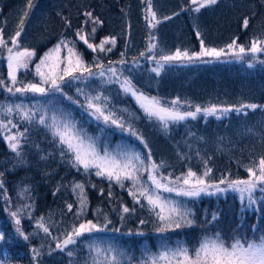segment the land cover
<instances>
[{
  "label": "trees",
  "instance_id": "1",
  "mask_svg": "<svg viewBox=\"0 0 264 264\" xmlns=\"http://www.w3.org/2000/svg\"><path fill=\"white\" fill-rule=\"evenodd\" d=\"M147 3L148 0H32L33 7L25 21L20 43L35 50L36 55L30 70L21 73L20 78L35 81L36 78L30 75L35 64L61 40H66L75 43L76 50L82 54L86 64L93 66V71H97V61L105 68L118 65L133 68L137 72L132 81L136 88L161 98L165 103L179 97L181 101H189L193 110L195 105L230 106L241 102L264 106V64L256 63L250 69L247 67L250 59L240 62L223 58L208 64L177 62L165 64L163 68L168 66L169 69L157 77L146 63L152 56L147 51L151 43L150 34L159 30L160 38H164L168 26L171 27L172 44L180 43L190 53L200 51V39L207 47L215 48L226 47L233 39L245 47L253 38L264 39V0H218L199 13L190 11V0H152L153 10L161 21L155 28L148 27ZM26 4L27 0H0V28H3L6 39L16 31ZM182 8L188 10L181 11ZM85 13H91L101 22L95 25L94 39L89 36V42L98 45L105 37H114L116 44L111 52H93L79 40L76 35L78 30L83 29L81 34H89L93 27ZM164 17L171 19L165 20ZM245 18L249 20L246 29L243 26ZM197 31L201 33L199 38ZM142 52L145 56L140 55ZM66 54V49L62 50L61 56ZM160 55L155 56L158 59ZM5 56L6 53H0V79L7 81ZM257 59L264 60V53L259 54ZM121 60L126 63H118ZM109 61L113 63L109 64ZM153 62L156 63L155 60ZM65 92L70 96L75 93L69 87L65 88ZM57 97L59 106L71 112L78 126L86 129L89 136L97 138L101 154L105 145L112 153L139 152L143 157H147L150 150L152 160L165 165L160 169L161 173H171L173 178L189 169L202 174L206 162V166L212 169L208 177L210 181L218 182L222 176L247 179L246 167L252 166L253 162L258 163L259 158L264 156V107L255 111L245 110L247 115L231 112L222 119L200 114L195 120H186L182 126L169 123L165 129L155 119L150 121L145 117L130 97L123 96L122 105L130 106L128 111L136 117L138 132L148 143L149 147L145 148L135 136L126 137V131L105 126L90 117L79 104H72L59 94ZM47 99L31 93L13 97L0 88V103L22 102L31 106L37 101L46 103ZM76 99L82 103L84 97ZM110 100L111 106L119 108L117 98ZM9 118L18 125L19 131L29 128V143L24 147L27 163L13 169L14 154L4 140L5 133L0 132V172L4 173L0 178L4 183V189H0V232L5 236V240L0 242V261H6V264H90L91 257L95 255L89 252L90 244L101 249L116 246L131 257V264H138L144 258L145 248L157 253L162 241H166L169 247L182 244L194 249L206 235L220 233V237L231 244L233 238L247 241L258 239L264 233V193L260 198L255 197L257 203L250 208L235 196L209 203L206 212L201 206L208 201L190 202L188 208L194 213L195 220L192 227L157 233L158 222L148 211L146 201H141L145 205L141 207L129 195L130 181H125V187L121 188L114 182L110 185L107 179L97 177L94 171L91 175L85 174L83 169L77 171L62 162L58 147L45 129L35 124L28 125L15 113L11 117L0 116L5 121ZM16 131L12 129V132ZM41 156L48 158L41 160ZM74 183L85 185L88 201L85 214L80 217L76 216L78 197L72 191ZM25 187L29 190L27 194L22 191ZM101 189L103 195L100 194ZM5 191L7 201L3 195ZM109 191L112 192L111 197ZM25 204L32 205L20 216L21 227L29 236L27 241L16 233L14 222L6 210L11 208L14 211ZM68 204L73 205L71 212L68 211ZM124 206L135 211L123 214ZM29 213L31 219L28 218ZM213 213L217 216L216 220H212ZM121 215H124L123 220ZM105 216L111 223L104 232L85 234L75 245H69L74 252L72 257L67 255L68 249L49 254L50 247L55 249L53 237L62 239L63 233L85 220L103 225ZM40 217L47 222L52 236H45L36 228ZM141 219L148 222L141 225ZM137 231H143L144 235H136ZM32 248L41 252L36 260H33Z\"/></svg>",
  "mask_w": 264,
  "mask_h": 264
},
{
  "label": "snow or ice",
  "instance_id": "2",
  "mask_svg": "<svg viewBox=\"0 0 264 264\" xmlns=\"http://www.w3.org/2000/svg\"><path fill=\"white\" fill-rule=\"evenodd\" d=\"M218 0H190V11L199 13L202 8L215 5ZM32 0H27L26 9L23 11L17 26L16 31L7 39L4 36L3 28H0V53H6L4 57L7 61V81L0 79V88H3L11 96L17 94L26 96L31 93L41 97H49L46 103L37 101L35 104L28 106L24 103H0V116L11 117L15 113L19 118L28 125H37L45 129L52 136V142L58 147L59 155L62 162H66L77 171L83 169L85 174H94L97 177H102L110 182L118 184L121 188L125 187V181H130L131 186L128 187V193L133 198L136 204L145 207L141 201H146L148 211L154 215L158 222L155 231L157 233H165L174 231L183 227H192L195 224L194 213L187 208L181 201L165 198L161 193H174L177 197L199 198L202 195L213 196L218 193L234 192L239 195V199L243 204L247 200V206L250 208L257 203L255 193L260 191L264 193V156H261L257 162H253L252 166L246 167L248 173L247 179H228L221 177L218 182L210 181L212 169L206 166L202 174L189 169L186 174L172 178V174L164 175L160 169L165 167L164 163L157 164L152 160L151 151L149 150L147 157H143L139 152H109L105 145L103 154L97 146V138L88 135L86 129L78 126V121L72 118L70 111L59 106L58 97L63 96L72 104H79L87 114L98 122H102L105 126H115L121 131H127L130 135L135 136L145 148H148V143L143 135L139 133L131 123H128L122 115H117L116 109L111 106L109 97L102 93L91 95L86 93L83 88L77 87V97L83 96L84 100L81 103L78 99L70 96L65 92L66 87H71L74 83H87L92 78H101L102 82H119L121 91L125 95H130L143 111L144 115L151 121L155 119L165 129L169 123H179L188 119L195 120L200 114L204 117L214 116L217 119H222L231 112L247 115L245 110L255 111L258 107H264L255 103H243L238 105L222 106L210 104L207 107L193 105L189 101H181L179 97L165 103L157 96H150L136 88L129 77L123 76V71L115 67L105 68V65L95 63L97 71H93V66L85 63L83 56L76 50L75 43L66 40H61L52 49L44 54L35 64L34 75L38 78V82L26 81L20 78V73L23 70L25 73L30 70V65L35 58V50H30L23 47L20 43V37L25 29V21L32 9ZM146 20L149 28H155L161 21L157 18L156 12L152 7V0L147 3ZM188 9L182 8L181 11ZM91 21L93 27L91 33L81 34L83 29L78 30L76 35L79 40L83 41L88 49L93 52H111L112 47L116 44L114 37H105L100 43L94 44L89 42L88 37L94 39L96 32L95 25L100 24L98 18L92 16L91 13H85ZM178 15V13H177ZM165 20L171 17H164ZM249 20L245 18L243 26L248 27ZM197 37L201 36L199 31L196 32ZM150 40H154L155 36L150 34ZM111 45V47H106ZM157 45L150 43L148 53H153ZM66 49V55L61 56L62 50ZM264 53V39L253 38L248 47L238 44L236 39H233L226 48L207 47L200 39V51L189 52L188 50L177 49L174 53L161 54L157 59L155 55L150 58L156 61V66L151 69L157 76L160 75L165 64L172 63H194L202 62L209 63L212 61H221L222 57L231 55L235 60L243 62L245 57L250 56L251 59L247 62L248 68H253L256 63L264 64V60H258V55ZM123 56V53L121 54ZM145 56V53H140ZM211 58L205 60L204 58ZM113 63L109 61V64ZM118 63L124 64L126 61L121 60ZM135 63V62H134ZM123 77V79H121ZM121 112H127V109H121ZM38 114V115H37ZM134 115V114H133ZM131 118V116L129 117ZM12 129H17L12 132ZM103 132V129H101ZM248 131H251L250 129ZM0 132L4 134V140L8 148L14 154L15 163L13 169L27 163L24 153V147L29 143V128L26 127L23 131L18 130V125L12 119H0ZM35 147H39L35 145ZM51 155V153L49 154ZM48 157L41 156V160H46ZM147 173V180L143 179ZM4 175L0 172V178ZM224 185V187H221ZM95 187V185H92ZM83 183H74L72 191L78 197V210L76 216L80 217L85 214L88 201L84 191ZM0 189H4L3 180L0 179ZM27 194V187L22 189ZM59 191V187L57 188ZM55 195V193H53ZM103 195V189L100 192ZM7 201V192L3 193ZM109 197L112 192L109 191ZM31 204L21 205L16 210L11 208L6 209L9 216L14 222L16 233L23 237L25 241L29 240L21 227L20 216L22 213L31 208ZM68 211L73 210V205H67ZM243 210V209H242ZM135 209H129L127 206L122 208L123 214L134 212ZM28 218L31 219L29 213ZM103 225L85 220L78 225H73L70 231L63 233V238L53 237L56 241L55 249L49 248V254L52 251L59 250L64 252L66 249L67 255L72 257L74 252L69 249V245H75L80 237L93 232H104L107 229L111 220L105 216ZM124 215H121V220ZM215 213L212 214V220H216ZM148 221L141 219L139 223L144 225ZM36 228L42 231L45 236H52L50 228L43 217L36 221ZM119 231V229H113ZM129 234H132L131 232ZM136 235L143 236V231H137ZM5 240V236L0 232V242ZM89 252H94L91 257L90 264H131V257H128L126 251L109 245L106 249L97 248L94 245H89ZM33 260H36L41 252L36 249H31ZM102 256V258H101ZM0 264H6V261H0ZM138 264H264V233L258 239L243 241L241 238H233L231 244H227L221 237L220 233H215L214 236H204L198 247L190 249L185 245H177L169 247L166 241H162L160 250L157 253H152L150 249H144V258Z\"/></svg>",
  "mask_w": 264,
  "mask_h": 264
},
{
  "label": "rangeland",
  "instance_id": "3",
  "mask_svg": "<svg viewBox=\"0 0 264 264\" xmlns=\"http://www.w3.org/2000/svg\"><path fill=\"white\" fill-rule=\"evenodd\" d=\"M170 30H171V27L168 26L166 28L165 32H164L165 33L164 38H160V32H159V30L154 32L153 35L155 36V39L154 40H151V43H155L157 45V47H156V49L154 50L153 53H148L150 56H151V54L152 55H156L158 53L159 54H170V53H174L177 49L184 50V46L180 45V43H178L177 45H173L172 44V41H173L172 40V37L173 36L170 35V33H171ZM170 45H173V47L170 46ZM85 46H86V44H85ZM106 47H111V45H106ZM222 48H226V47H222ZM223 58L230 59V60L235 59L231 55L226 56V57H222L221 59H223ZM204 59L205 60H210L211 58L205 57ZM245 59H251V57L248 56V57H245ZM212 62H214V61H212ZM5 63H6V67H7V61H6V59H5ZM146 63L148 64V69L150 71H151V69L153 67L156 66V63H154L153 60H151V59L150 60H146ZM185 63H187V62H185ZM196 63H202V62L197 61ZM206 64H208V63H206ZM169 66L171 67V65H169ZM131 67H133V66H131ZM115 68L122 70L123 71V76L124 77H129L132 81L134 80V77H135V75L137 73L136 71H134L133 68L132 69H128V67H125L123 65H121V66L120 65L115 66ZM165 69H169V67L167 66V67L163 68L161 72L165 71ZM7 72H8V69H7ZM23 72L24 71L22 70L21 73H23ZM171 73H172V71H171ZM30 75H32L33 77L36 78L35 81L32 80V82H38V78L34 75V68H32V70L30 72ZM121 79H123V77H121ZM141 82H146V81L145 80H142ZM77 87L83 88L86 93H90L91 95H96L97 93H102L104 96H107L109 98H112V99L117 98L118 99V102H119V105H120L119 108H116L117 115H122L124 117V119L128 123H131L133 125V127L137 131H139L137 125H135L136 117H135V115H133L134 113L133 112H130V111H127V112H121L120 111L121 109H127V110H129V107H130V106H123L122 105V98H123V96L126 97V98L130 97L131 100L134 102L136 108L139 109L142 113H143V111L139 108L137 102L130 95H125L121 91L120 83L119 82H102V79L101 78H92L89 81H87V83H84V84L74 83L71 87H69L73 92H75L73 95L71 94V96H73L74 98H77V93H76ZM17 96L18 97H22L19 94H17ZM48 99H51V95L48 97ZM129 102H131V101H129ZM143 115H144V113H143ZM130 116H131V118H129ZM188 120H190V119H188ZM184 123H185V121H182V122H179L177 125L178 126H182ZM126 137H133V136L130 135L126 131ZM160 172H161V170H160ZM186 173H187V171L185 173H183V174H186ZM182 175H180V176H182ZM176 177H178V176H176ZM144 180L145 181L147 180V173L144 174ZM221 187H224V185H222ZM262 194L263 193H261L260 191H257L255 193V197L260 198V196ZM161 195L163 197L168 198V199H171V200L181 201L187 208L189 207V203L190 202H193V201L199 202L201 200H206L208 202H206L205 204H203L201 206L202 210L205 211V212L207 210L206 208H208L209 203L214 202V201H217L218 199H226V198H230V197H233V196H235V197H237L239 199V195L237 193H234V192H231V191L224 192V193H218V194L213 195V196L202 195L199 198L177 197L174 193H171V194L170 193H161ZM244 203L247 204V200H245Z\"/></svg>",
  "mask_w": 264,
  "mask_h": 264
}]
</instances>
